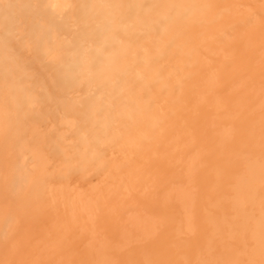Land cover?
I'll return each mask as SVG.
<instances>
[{
  "label": "bare ground",
  "instance_id": "6f19581e",
  "mask_svg": "<svg viewBox=\"0 0 264 264\" xmlns=\"http://www.w3.org/2000/svg\"><path fill=\"white\" fill-rule=\"evenodd\" d=\"M0 264H264V0H0Z\"/></svg>",
  "mask_w": 264,
  "mask_h": 264
}]
</instances>
